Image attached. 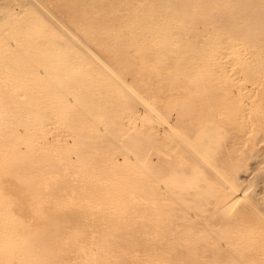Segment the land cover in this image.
Segmentation results:
<instances>
[{
    "label": "bare ground",
    "instance_id": "1",
    "mask_svg": "<svg viewBox=\"0 0 264 264\" xmlns=\"http://www.w3.org/2000/svg\"><path fill=\"white\" fill-rule=\"evenodd\" d=\"M263 145L264 0H0V264H264Z\"/></svg>",
    "mask_w": 264,
    "mask_h": 264
},
{
    "label": "rangeland",
    "instance_id": "2",
    "mask_svg": "<svg viewBox=\"0 0 264 264\" xmlns=\"http://www.w3.org/2000/svg\"><path fill=\"white\" fill-rule=\"evenodd\" d=\"M263 146H264V145H263ZM263 146H262V149L264 150ZM251 172H252V171L250 170V171H249V174H250ZM252 174H253V173H252ZM250 176H251V175H250Z\"/></svg>",
    "mask_w": 264,
    "mask_h": 264
}]
</instances>
